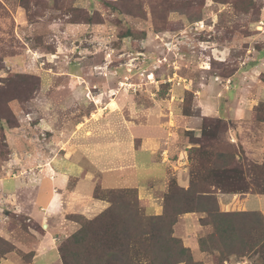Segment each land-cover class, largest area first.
<instances>
[{"label":"rangeland","instance_id":"obj_1","mask_svg":"<svg viewBox=\"0 0 264 264\" xmlns=\"http://www.w3.org/2000/svg\"><path fill=\"white\" fill-rule=\"evenodd\" d=\"M263 60L264 0H0V229L15 230L11 237L0 232V239L14 246L0 253V264H15L12 257L31 264L28 253L34 251L22 244L31 249L43 231L15 208L22 197L3 193L1 180L39 183L37 173L49 163V154H59L65 144L77 142L94 164L90 155L100 144L102 154L114 153L110 162L102 158L100 167L127 177L121 185L95 184L93 191L100 187L104 199L92 193L93 198L106 202L101 211L110 205L107 189H135L147 216L172 210L171 182L186 189L191 172L207 167L216 151L236 153L245 175L251 167L263 169L264 97L251 106V115L229 116L238 101L235 88L252 90L254 80L264 84L263 72L255 74L258 80L249 71V65ZM209 92L213 110L203 114ZM55 132H61L60 151L50 148ZM145 137L160 141L155 160L142 154ZM156 160L175 173L184 168L187 186L177 174L160 188L161 170L151 178L148 168ZM140 186L156 190L151 205H158V212L140 199ZM209 188L222 211H255L260 220L261 230L246 237L254 249L223 260L259 264L264 194ZM101 211L66 214L73 226L56 237V249L84 219ZM185 213L194 214L184 219ZM185 213L177 216L174 236L187 235L191 243L213 231L205 212ZM9 245L0 241L2 250ZM57 253L52 247L35 264H62ZM191 255L201 264H223L218 250L198 246ZM136 263L146 264L142 258Z\"/></svg>","mask_w":264,"mask_h":264},{"label":"trees","instance_id":"obj_2","mask_svg":"<svg viewBox=\"0 0 264 264\" xmlns=\"http://www.w3.org/2000/svg\"><path fill=\"white\" fill-rule=\"evenodd\" d=\"M198 152L201 157L204 150L199 148ZM213 156L214 159H207V167L191 172L186 189L171 182L169 191L175 204L162 215L143 214L135 189H107L111 194L110 205L92 219H84L78 229L58 244L62 264H137L139 258L146 264H201L192 258L191 250L182 239L173 235L178 214L192 211L205 212L213 226L211 233L198 239L202 251L218 250L222 261L232 253L242 254L248 248L254 249V241L247 242L246 237L261 230L257 212L222 211L216 192L209 187L222 192L250 190L264 194V167L261 170L251 167L245 175L238 168L236 153L220 150ZM99 188L95 187L93 196L104 199L99 196ZM259 237L263 241L256 254L262 257L259 264H264V235ZM0 241L9 245L3 239ZM13 249L10 244L6 250L0 249V253ZM28 254L29 258L33 255Z\"/></svg>","mask_w":264,"mask_h":264},{"label":"crops","instance_id":"obj_3","mask_svg":"<svg viewBox=\"0 0 264 264\" xmlns=\"http://www.w3.org/2000/svg\"><path fill=\"white\" fill-rule=\"evenodd\" d=\"M249 71L251 72V75L254 77V79L257 78L255 74L260 75L262 72L264 74V60L260 62H254L249 65ZM254 82L255 83H250L249 85H253L252 90H243V88H241L243 91L240 92L241 90H237V88H235L234 92L237 94L236 100L238 99V101L236 102L235 107L230 108L229 116L240 120L245 116L251 115V106L254 105L259 100V98L261 99V97H264V88H262L264 84L258 83L256 80H254ZM257 88L261 89L260 93L257 91ZM213 98L214 96H212V94L209 92V96L204 100L206 102L204 104L205 106L202 107L203 114H207V112H211L213 110L211 108L212 101L214 102ZM123 101L124 100H122V103ZM118 102H115L117 107L118 104L121 106L120 100ZM112 110H115V108ZM52 134L53 135L51 136L50 143H52L54 146L50 148L51 150L59 149L60 151L63 148V141L62 145H60L61 141L59 140V135L61 132H55ZM260 136L263 142L264 133L262 132ZM151 138L152 137H145L143 140L142 154L148 158L150 157L154 159L153 153L154 150L160 145V141ZM169 138L170 137H168V139ZM114 144L117 145L116 142ZM146 144L147 147H145ZM64 146L65 149H62L64 151L61 150L62 152L60 151L59 154H49V163L42 166V168L39 169V173H37L38 178L40 179L39 183H36V181H32L34 179H31L30 183L28 184L25 182V180L23 182L22 178H14L13 180L8 181L1 180L3 193L7 191V193H14L16 197L18 195L22 197V199H16L14 203L15 208H17L21 214H24L43 228V231L37 235L36 239L34 240L35 243H33V247L31 249L26 248L22 244L23 248L34 251L31 264H35L37 258L39 257L41 259L46 258L52 247L55 248L57 252L55 245L56 237L61 236L62 233L65 235L66 231L71 229L73 226L72 222H68V220L65 218L66 214L76 212L85 215L88 213L94 214L101 211L106 206V202L95 199L92 196L93 188L96 183L99 182L103 186H116L119 184L121 185V182H125L127 178L125 175H122L123 173L117 171L118 169H112L111 167L107 168L106 166L100 167L99 161L101 162L102 158L110 162L114 156V153L112 155H106L105 153L102 154L100 151V144L97 145L99 146V149L98 147L94 148L96 153L94 155H90L94 156V159L92 160H94L96 164L91 161L90 157L87 156V154L83 152L81 148H78L80 145L77 144V142L69 143L67 145L65 144ZM98 156L101 157L98 158ZM143 166L146 167L147 165ZM148 168L152 170V176H150L151 178L157 177L155 176L157 175V171L155 170H161L160 173H162V175L158 178V184L161 185L160 188H162V186L163 188L166 186L169 175L177 176L178 174V179L181 176V186L186 187L188 184V180L184 179V168H181L178 173H175L173 170L167 169L165 165L164 167L160 165L157 160L156 165L155 161H153L152 165H150ZM5 184L9 185L8 190L4 188ZM11 185L13 188H11ZM141 187L145 186H140L138 189L140 199H147L149 207L158 212L156 210L159 208L158 205H151L153 204L154 193L156 190L145 188L141 189ZM17 193L18 195H16ZM192 214L194 213H185L182 217L184 219L191 218ZM1 229L0 232H2L4 235H9L10 237L15 231L9 230L8 228ZM181 239L183 240V243L192 250L193 253L196 248H198L197 238H195L191 243L188 242L187 235L181 236ZM201 254L202 252L200 255ZM11 261L15 262V264H18L19 260L16 257H12ZM43 264L48 263L44 262Z\"/></svg>","mask_w":264,"mask_h":264},{"label":"built area","instance_id":"obj_4","mask_svg":"<svg viewBox=\"0 0 264 264\" xmlns=\"http://www.w3.org/2000/svg\"><path fill=\"white\" fill-rule=\"evenodd\" d=\"M245 262H246V261H243V262H242V261H240V260H239V261H234V262H233V261L230 262V261H228V260H224V261H223V264H233V263H234V264H245Z\"/></svg>","mask_w":264,"mask_h":264},{"label":"bare ground","instance_id":"obj_5","mask_svg":"<svg viewBox=\"0 0 264 264\" xmlns=\"http://www.w3.org/2000/svg\"><path fill=\"white\" fill-rule=\"evenodd\" d=\"M110 105L114 106V105H115V103L112 101V102L110 103Z\"/></svg>","mask_w":264,"mask_h":264}]
</instances>
